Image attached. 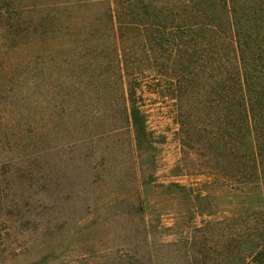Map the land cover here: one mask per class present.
<instances>
[{
    "label": "trees",
    "instance_id": "1",
    "mask_svg": "<svg viewBox=\"0 0 264 264\" xmlns=\"http://www.w3.org/2000/svg\"><path fill=\"white\" fill-rule=\"evenodd\" d=\"M152 105L175 126L169 184ZM0 115L37 156L90 149L81 172L116 203L194 220L177 261L264 264V0H0Z\"/></svg>",
    "mask_w": 264,
    "mask_h": 264
},
{
    "label": "rangeland",
    "instance_id": "2",
    "mask_svg": "<svg viewBox=\"0 0 264 264\" xmlns=\"http://www.w3.org/2000/svg\"><path fill=\"white\" fill-rule=\"evenodd\" d=\"M164 112L152 105L151 125L167 137L156 184L174 181L169 170L179 157L175 126ZM4 125L0 115V264H127L130 255L146 252L158 264H184L173 243L194 220H178L158 202L116 203L111 189H94L81 172L90 149L74 143L37 156ZM217 197L212 213L221 221L222 193ZM205 219L212 220L198 222Z\"/></svg>",
    "mask_w": 264,
    "mask_h": 264
}]
</instances>
